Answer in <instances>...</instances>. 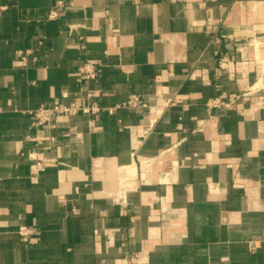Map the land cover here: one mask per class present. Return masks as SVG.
I'll return each mask as SVG.
<instances>
[{"label": "crops", "instance_id": "1", "mask_svg": "<svg viewBox=\"0 0 264 264\" xmlns=\"http://www.w3.org/2000/svg\"><path fill=\"white\" fill-rule=\"evenodd\" d=\"M262 97L264 0H0V264H264Z\"/></svg>", "mask_w": 264, "mask_h": 264}, {"label": "built area", "instance_id": "2", "mask_svg": "<svg viewBox=\"0 0 264 264\" xmlns=\"http://www.w3.org/2000/svg\"><path fill=\"white\" fill-rule=\"evenodd\" d=\"M64 2L60 1L57 3V5L49 12L48 20H57L60 15L61 11L65 8ZM17 57L21 60L24 59V55L22 53H19ZM98 64L96 62L88 63L87 65L83 66L79 71L81 76L86 78L87 80H94L96 78ZM219 67L223 70H226L228 68V62L226 59H222L219 62ZM260 101H262L259 105L264 106V97L260 98ZM215 105H221V102H214ZM122 108L125 109H137L141 108V99L139 96L133 95L131 96L122 106ZM162 107H159L156 110V114L159 115L162 112ZM264 109V108H263ZM101 110L97 107L92 108H83L79 107L76 103H65L63 101L57 100L55 101L54 105L52 107H46L41 106L35 111L30 112V114L33 117V123L31 125V129H39V128H47L50 127L54 120H57L63 116H78L80 114H96L99 113ZM2 110L0 109V113ZM110 113L113 112V110H109ZM37 168L43 170V165L40 163H37ZM76 214V212H75ZM18 234L22 238L24 242H30V240L33 238L35 234V230L21 226L18 228ZM255 244L251 245V250L255 249Z\"/></svg>", "mask_w": 264, "mask_h": 264}]
</instances>
